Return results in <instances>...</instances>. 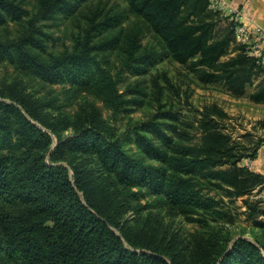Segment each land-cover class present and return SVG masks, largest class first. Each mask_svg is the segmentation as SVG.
Listing matches in <instances>:
<instances>
[{
    "label": "trees",
    "instance_id": "1",
    "mask_svg": "<svg viewBox=\"0 0 264 264\" xmlns=\"http://www.w3.org/2000/svg\"><path fill=\"white\" fill-rule=\"evenodd\" d=\"M74 1L78 6L85 0H44L42 14L67 12ZM126 1V9L93 11L73 48L50 58L41 53L46 49L45 32L31 22L18 39L0 38V60H9L48 82H67L73 96L90 93L115 113L126 111L129 104L141 103L143 98L125 97L120 90L123 71L145 74L160 55L158 49L143 46V26H124L134 12L160 35L166 55L188 64L200 82L222 81L241 96L259 78L251 96L264 102L263 56L250 53L248 45L237 40L236 21L213 9L212 0ZM27 13L17 0H0V24L22 21ZM219 15L234 27L219 31ZM116 50L120 68L114 72L108 57H100V53ZM156 87L158 111L130 126L131 130L117 132L95 106L85 105L86 125L66 137L59 136L55 146L53 134L33 121L49 126L38 104L21 91L0 89V203L23 205L1 214L0 254L12 264H185L179 248L143 242L126 231L97 195L89 173L68 161L74 170L71 175L62 161L74 149L95 154L130 197L157 194L189 219L201 222L194 215L225 213L220 209L223 198L203 189L238 197L264 185V174L241 164L247 156L256 158L263 142L246 153V146L226 132L222 120L227 112L216 103L200 111L195 126L201 136L193 141L189 127L195 122L182 120L177 110L163 109V91L161 85ZM127 139L134 141L139 153L127 146ZM245 201L253 212L264 213L257 202ZM258 223L264 227V221ZM113 226L122 229L132 248ZM203 264H264V239L239 236L215 260L204 259Z\"/></svg>",
    "mask_w": 264,
    "mask_h": 264
},
{
    "label": "rangeland",
    "instance_id": "2",
    "mask_svg": "<svg viewBox=\"0 0 264 264\" xmlns=\"http://www.w3.org/2000/svg\"><path fill=\"white\" fill-rule=\"evenodd\" d=\"M17 1L28 10V13L22 21L9 20L5 24H0V38L18 39L29 30L32 22L35 27L45 32L43 43L46 49L41 53L46 58H50L52 54L57 55L62 51L71 50L79 31L88 21L87 16L93 11L106 12L127 8L126 0H85L78 6L74 1L69 11L61 10L44 17L42 14L44 0ZM75 8L77 9L71 12ZM217 23L219 31L234 27L229 20L220 15ZM137 24L144 28L143 46L158 49L160 55L145 74H132L126 69L123 71L120 90L125 97L143 98L141 103L129 104L126 111L115 113L103 100L90 93L73 96L67 82L45 81L32 71L9 60H0V89L6 93L21 91L38 104L49 121V126L38 120L33 121L53 134L54 146L58 143L59 136L66 137L75 133L79 126L86 125L85 105L95 106L106 123L115 127L117 132L131 130L130 126L150 118L158 111V102L153 92L158 85H161L163 91L165 104L163 109L177 110L182 120L195 122L193 127H189L193 141L201 136L199 128L195 126L200 111L216 103L227 112V116L222 120L226 132L246 146V153L254 151L260 142L264 144V103L253 100L251 96L259 86V78H255L247 86L246 94L241 96L233 94L222 81L204 84L194 75L188 64L180 63L171 54L166 55L160 35L148 28L145 21L137 17L134 12L129 13L124 26L132 27ZM117 28L115 31L118 30ZM101 56L108 57V63L112 65L114 72L119 70L117 50L102 52ZM130 88H137L147 93L146 95L132 93L131 90H127ZM55 127L56 130L53 129ZM126 144L133 152L139 153L133 140L127 139ZM69 154V159L62 162L70 167L71 175L73 176L74 170L69 162L77 164L89 173L97 195L121 221L126 231L143 242L146 240L153 244L167 243L171 248H179L182 252V262L185 264H192L198 260L203 264L204 259L215 260L222 249L233 244L239 236L254 241L264 239V227L258 223L264 221V213L253 212L249 203L245 201L248 199L250 202H257L264 209V185L257 186L247 196L238 197H229L226 192L203 189L209 195L223 198L220 209L225 213L214 216L194 215L195 218H202L201 222L189 219L174 204L161 199L157 194L145 192L139 197H130L127 189L112 178L95 154L76 149L71 150ZM248 160L251 161L252 158L245 157L241 164L249 165ZM133 190L138 188L135 187ZM20 205L0 203V231L4 230L1 214L21 209L23 205ZM113 228L122 236L126 245L132 248L122 229L116 226ZM166 258L170 261L168 257ZM0 264L12 263L0 254Z\"/></svg>",
    "mask_w": 264,
    "mask_h": 264
},
{
    "label": "built area",
    "instance_id": "3",
    "mask_svg": "<svg viewBox=\"0 0 264 264\" xmlns=\"http://www.w3.org/2000/svg\"><path fill=\"white\" fill-rule=\"evenodd\" d=\"M211 7L221 11L224 16H230L234 19L236 21L235 34L237 39L248 45L250 53L258 56L262 55L260 52L259 54L257 53L259 49H256L257 52L255 50L253 51L251 44L254 41L255 44L256 41L264 42V26L257 24L251 18L249 5L239 6L230 0H212Z\"/></svg>",
    "mask_w": 264,
    "mask_h": 264
},
{
    "label": "crops",
    "instance_id": "4",
    "mask_svg": "<svg viewBox=\"0 0 264 264\" xmlns=\"http://www.w3.org/2000/svg\"><path fill=\"white\" fill-rule=\"evenodd\" d=\"M234 4L239 6L249 5V14L251 18L257 22V24L264 26V0H230ZM255 46V48H254ZM251 47L253 51L256 49L258 50V54H262L264 56V42L262 41H255L252 42ZM264 103V102H263ZM247 164L251 166L257 172L264 174V144L260 146L258 155L256 158L252 159L251 161H247Z\"/></svg>",
    "mask_w": 264,
    "mask_h": 264
}]
</instances>
